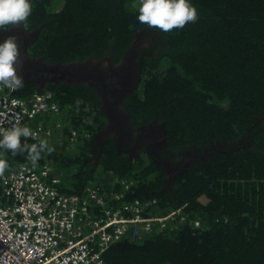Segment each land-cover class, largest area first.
I'll return each mask as SVG.
<instances>
[{"label":"trees","instance_id":"1","mask_svg":"<svg viewBox=\"0 0 264 264\" xmlns=\"http://www.w3.org/2000/svg\"><path fill=\"white\" fill-rule=\"evenodd\" d=\"M30 2L26 28L39 29L35 46L49 62L112 53L118 63L136 33H156L149 55L136 58L140 81L124 108L138 123L154 115L164 121L170 147L225 145L181 174L167 198L160 191L161 170L146 160L131 164L119 158L111 151L113 142L90 163L91 140L105 122L93 90L68 84L60 91H13L19 99L50 91L61 108L60 118L45 119L47 126L60 120L59 134L22 138L21 145L48 142L53 151L41 153L36 165L62 174V192H108L114 178L131 180L115 205L153 201V216L176 214L164 228L110 247L105 264H264V0H189L197 21L167 33L137 20L138 0ZM0 156L8 164L4 174L31 163L27 151L0 149Z\"/></svg>","mask_w":264,"mask_h":264},{"label":"built area","instance_id":"2","mask_svg":"<svg viewBox=\"0 0 264 264\" xmlns=\"http://www.w3.org/2000/svg\"><path fill=\"white\" fill-rule=\"evenodd\" d=\"M13 91L0 85L2 127L18 120L34 133L35 139L26 138L32 141L61 132L60 120L54 126L45 123L61 115L50 91L28 99L12 96ZM61 183L62 174L48 164L24 163L1 177L0 264H105L103 254L113 245L141 238L155 226L162 229L177 217L153 216V201L115 205L131 189V180L114 178L108 192L88 187L83 196L65 194Z\"/></svg>","mask_w":264,"mask_h":264},{"label":"flooded vegetation","instance_id":"3","mask_svg":"<svg viewBox=\"0 0 264 264\" xmlns=\"http://www.w3.org/2000/svg\"><path fill=\"white\" fill-rule=\"evenodd\" d=\"M148 31V32H147ZM5 33L0 37V42L9 36H15L18 39V43L21 48V58L23 60V70L21 71H36V75L28 81H24V86L19 90H46L52 89L60 91L62 89H68V84H84L87 88L93 90L94 94L98 96L99 110H101L105 117V122L102 125L100 131H98L91 140L90 144V163L94 164L98 161V157L102 153V150L106 143L113 142V154L119 156L123 160L134 163H140L142 160L149 161L161 170L162 186L160 191L170 198L173 195V184L186 170L191 169L196 165L204 164L213 155L220 153L225 147L222 143L211 144L203 148L186 147H170L167 142L166 123L160 121L159 118L154 115L152 119H148L144 123H138L134 117L128 113L124 108L123 102L126 97L134 91L140 81V75L136 80L135 86L122 98L121 102L112 109L106 108L107 101L104 99V91L99 83L90 84L87 82L77 83L69 82L68 77L62 75V73H43L40 63L42 62L50 66L66 67L68 62L65 63L59 59H53L51 62L46 60L43 54L38 53L35 46L39 29H27L23 26L11 27L10 30H0V34ZM139 33V32H138ZM156 33L151 30L139 37L135 34L134 41L130 44L127 52L121 57L117 63L114 61L112 53L104 54L101 58H95L94 56L87 57L83 61L76 63L89 62L96 64L99 70L109 71L110 66L121 65L125 61L128 51L133 45H137V53L143 55H149L153 43H157ZM152 51V50H151ZM52 63V64H51ZM75 63V62H69ZM19 71V72H21ZM18 72V73H19ZM37 87V88H36ZM44 88V89H43ZM109 103H113L115 100L110 96H107ZM112 110V112L110 111ZM121 116L123 119H121Z\"/></svg>","mask_w":264,"mask_h":264},{"label":"clouds","instance_id":"4","mask_svg":"<svg viewBox=\"0 0 264 264\" xmlns=\"http://www.w3.org/2000/svg\"><path fill=\"white\" fill-rule=\"evenodd\" d=\"M137 20L148 28L161 32H171L182 29L186 24L195 23L198 13L189 0H138ZM33 5L30 0H0V30L8 31L11 27H27ZM23 70L21 48L15 36H9L0 42V85L11 90H19L24 86V80L19 71ZM3 114H0L2 117ZM0 119V149L10 151L13 155L28 152V159L33 166L41 159V153L50 154L53 149L46 140L38 144L21 145V137L35 139L34 133L28 127L19 126L17 120L10 128L2 127ZM8 164L0 159V176H3Z\"/></svg>","mask_w":264,"mask_h":264},{"label":"water","instance_id":"5","mask_svg":"<svg viewBox=\"0 0 264 264\" xmlns=\"http://www.w3.org/2000/svg\"><path fill=\"white\" fill-rule=\"evenodd\" d=\"M146 30H142L137 33V36L144 34ZM148 32V31H147ZM5 34L1 33L0 37ZM138 57L137 45H133L127 53L125 61L118 66H110L109 71L99 70L96 64L89 62L83 63H68L66 67L50 66L48 64L40 63L41 70L43 73H62L68 77L69 82L83 83L87 82L90 84L99 83L102 86L105 102L107 101L106 108L112 109L111 106L115 107L118 105L122 98L135 86V82L139 77L138 64L136 58ZM35 70L32 71H21L18 74L22 76L24 81L31 80L36 74ZM107 96L113 98L115 101L109 103ZM112 112V110H110ZM121 119L123 117L121 116Z\"/></svg>","mask_w":264,"mask_h":264},{"label":"bare ground","instance_id":"6","mask_svg":"<svg viewBox=\"0 0 264 264\" xmlns=\"http://www.w3.org/2000/svg\"><path fill=\"white\" fill-rule=\"evenodd\" d=\"M52 64V63H51ZM37 88V87H36ZM44 89V88H43ZM34 90V89H33ZM43 92V91H42ZM44 93V92H43ZM14 96V95H13ZM33 96V95H32ZM56 99V98H55ZM56 118V117H55ZM59 118H60V116H59Z\"/></svg>","mask_w":264,"mask_h":264}]
</instances>
